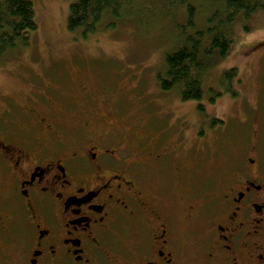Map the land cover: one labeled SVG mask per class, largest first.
Segmentation results:
<instances>
[{"label": "flooded vegetation", "instance_id": "af4514ba", "mask_svg": "<svg viewBox=\"0 0 264 264\" xmlns=\"http://www.w3.org/2000/svg\"><path fill=\"white\" fill-rule=\"evenodd\" d=\"M47 75L1 95L0 264H264V127L209 182L181 130Z\"/></svg>", "mask_w": 264, "mask_h": 264}, {"label": "rangeland", "instance_id": "374dc122", "mask_svg": "<svg viewBox=\"0 0 264 264\" xmlns=\"http://www.w3.org/2000/svg\"><path fill=\"white\" fill-rule=\"evenodd\" d=\"M73 1L32 0L38 28L28 45L0 59V103L2 94H11L27 104L23 94L42 85V74L60 80L59 89L73 79L86 81L97 94L105 86L121 96L119 104L133 116L128 121L148 117L172 137L177 129L185 133L199 156L200 177L209 182L219 166L212 148L226 146L223 136L237 137L240 148L254 129L264 127V11L234 23L229 53L216 59L204 78V98L183 100L178 88L163 90L160 75L166 52L177 44L175 20L186 18L184 10L175 7L171 17L170 10H160L166 0H135L143 6L137 14L108 15L86 36L68 28ZM233 68L237 76L227 79ZM171 187L176 191L177 185Z\"/></svg>", "mask_w": 264, "mask_h": 264}, {"label": "trees", "instance_id": "16d2710c", "mask_svg": "<svg viewBox=\"0 0 264 264\" xmlns=\"http://www.w3.org/2000/svg\"><path fill=\"white\" fill-rule=\"evenodd\" d=\"M134 1H73L68 28L72 32L81 30L87 36L94 33L108 15L119 19L137 14L143 6ZM175 7L184 10L186 18L175 20L178 40L175 47L166 52V67L160 75V85L167 91L178 88L183 100H201L204 98L205 76L216 59L230 51L234 23L264 11V0H166L165 7L154 9L170 10L172 12H168L173 17ZM200 14L204 17L199 18ZM37 25L32 0H0V59L28 45L30 34L38 28ZM237 74L233 68L226 73V78Z\"/></svg>", "mask_w": 264, "mask_h": 264}]
</instances>
